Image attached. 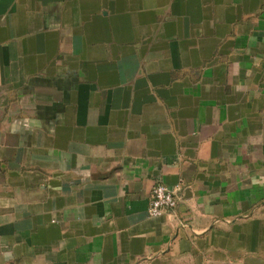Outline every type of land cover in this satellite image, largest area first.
<instances>
[{
    "label": "crops",
    "instance_id": "0c3cea01",
    "mask_svg": "<svg viewBox=\"0 0 264 264\" xmlns=\"http://www.w3.org/2000/svg\"><path fill=\"white\" fill-rule=\"evenodd\" d=\"M229 262L264 264V0H0V264Z\"/></svg>",
    "mask_w": 264,
    "mask_h": 264
},
{
    "label": "built area",
    "instance_id": "2783aa9c",
    "mask_svg": "<svg viewBox=\"0 0 264 264\" xmlns=\"http://www.w3.org/2000/svg\"><path fill=\"white\" fill-rule=\"evenodd\" d=\"M179 197L176 190L169 188L163 183H156L150 194V201L147 208L149 216H159L166 212L173 210ZM226 264H239V263H226Z\"/></svg>",
    "mask_w": 264,
    "mask_h": 264
}]
</instances>
